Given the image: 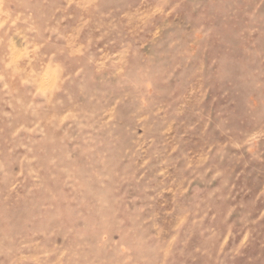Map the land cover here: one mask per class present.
<instances>
[{"label":"rangeland","instance_id":"1","mask_svg":"<svg viewBox=\"0 0 264 264\" xmlns=\"http://www.w3.org/2000/svg\"><path fill=\"white\" fill-rule=\"evenodd\" d=\"M0 264H264V0H0Z\"/></svg>","mask_w":264,"mask_h":264}]
</instances>
